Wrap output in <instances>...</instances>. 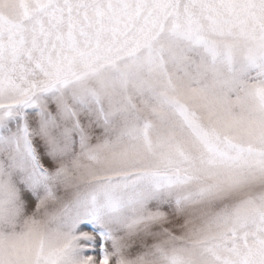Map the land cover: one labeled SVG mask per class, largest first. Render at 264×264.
<instances>
[{"label":"snow or ice","instance_id":"6c2138e0","mask_svg":"<svg viewBox=\"0 0 264 264\" xmlns=\"http://www.w3.org/2000/svg\"><path fill=\"white\" fill-rule=\"evenodd\" d=\"M0 264H264V0H0Z\"/></svg>","mask_w":264,"mask_h":264}]
</instances>
